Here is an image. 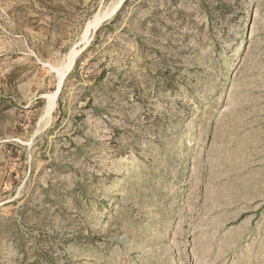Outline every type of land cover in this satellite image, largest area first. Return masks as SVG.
I'll return each instance as SVG.
<instances>
[{"label":"rangeland","instance_id":"obj_1","mask_svg":"<svg viewBox=\"0 0 264 264\" xmlns=\"http://www.w3.org/2000/svg\"><path fill=\"white\" fill-rule=\"evenodd\" d=\"M0 264H264V0H0Z\"/></svg>","mask_w":264,"mask_h":264},{"label":"bare ground","instance_id":"obj_2","mask_svg":"<svg viewBox=\"0 0 264 264\" xmlns=\"http://www.w3.org/2000/svg\"><path fill=\"white\" fill-rule=\"evenodd\" d=\"M118 6L119 5H117V7ZM102 19H103V17L100 16V17H97L94 21L89 22L88 25H87V32H89L90 28L93 29L92 27H96L102 21ZM79 53H80V50H76V49H73V51L71 52L70 59H69V64H68L66 70L63 71L61 76H60V82H59L60 84H59V86L61 85V82L64 79V77H65L66 73L68 72V70L72 67L73 62H74V60L76 59V57L78 56ZM57 93H58V91H56L53 94L46 95L47 100H48V105H49L48 110L46 112L48 116L51 115V112H52V110H53V108L55 106Z\"/></svg>","mask_w":264,"mask_h":264},{"label":"trees","instance_id":"obj_3","mask_svg":"<svg viewBox=\"0 0 264 264\" xmlns=\"http://www.w3.org/2000/svg\"><path fill=\"white\" fill-rule=\"evenodd\" d=\"M104 74H105V70H102L99 77H102Z\"/></svg>","mask_w":264,"mask_h":264},{"label":"water","instance_id":"obj_4","mask_svg":"<svg viewBox=\"0 0 264 264\" xmlns=\"http://www.w3.org/2000/svg\"><path fill=\"white\" fill-rule=\"evenodd\" d=\"M106 20V19H105ZM104 21V20H103ZM103 21H101V22H103ZM61 91V88L59 89V92ZM59 94V93H58Z\"/></svg>","mask_w":264,"mask_h":264}]
</instances>
